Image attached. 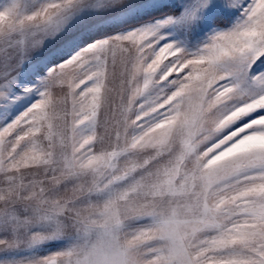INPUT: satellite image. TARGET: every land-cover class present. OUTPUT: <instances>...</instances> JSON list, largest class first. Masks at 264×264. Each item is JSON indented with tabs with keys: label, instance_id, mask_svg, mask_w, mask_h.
<instances>
[{
	"label": "snow or ice",
	"instance_id": "1",
	"mask_svg": "<svg viewBox=\"0 0 264 264\" xmlns=\"http://www.w3.org/2000/svg\"><path fill=\"white\" fill-rule=\"evenodd\" d=\"M32 2L0 0V264H264V0ZM161 7L183 42L102 27Z\"/></svg>",
	"mask_w": 264,
	"mask_h": 264
},
{
	"label": "rangeland",
	"instance_id": "2",
	"mask_svg": "<svg viewBox=\"0 0 264 264\" xmlns=\"http://www.w3.org/2000/svg\"><path fill=\"white\" fill-rule=\"evenodd\" d=\"M42 0H33L32 7H37ZM180 3V0H164V4L166 5H177ZM162 13V14H156L151 18L144 19L141 16H128V17H121L116 19H111L113 14L107 13L104 14V18H107V22L103 23L102 27L104 29L109 30L108 33L110 34H116L119 32H122L126 30V26H134V27H149L152 25H155L161 20L167 19L169 16L174 17L177 20V23L169 25L166 29L168 33H170V38L177 39L181 42L184 41V36L182 35L184 28L183 23L181 21V17L183 15V8H175V10H171V8L161 7L159 9H154L152 11V15L154 13ZM133 21V22H132ZM236 23V19H233L230 24L227 26L221 25V27H231ZM118 27V28H117ZM210 34V32H207L204 34V38ZM190 51H195V48H189ZM157 95H160L157 91H152L149 93V96L156 97ZM143 102V101H141ZM23 109H21L22 111ZM259 111V110H257ZM259 118V117H256ZM150 120H145V125L147 126L150 124ZM255 144H264V137L259 138H249V140L242 145L243 148L251 147ZM70 242L66 240H53L45 242L41 248L38 250L39 255H48L51 253H54L58 250H63L68 246Z\"/></svg>",
	"mask_w": 264,
	"mask_h": 264
},
{
	"label": "trees",
	"instance_id": "3",
	"mask_svg": "<svg viewBox=\"0 0 264 264\" xmlns=\"http://www.w3.org/2000/svg\"><path fill=\"white\" fill-rule=\"evenodd\" d=\"M156 14H162V13H158V12H157V13H154V14L152 15V17H153L154 15H156ZM132 22H133V21H132ZM117 28H118V27H117ZM108 32H109V30H108Z\"/></svg>",
	"mask_w": 264,
	"mask_h": 264
}]
</instances>
